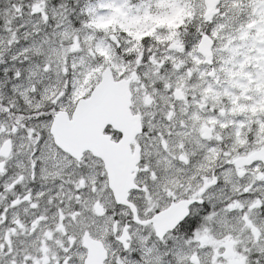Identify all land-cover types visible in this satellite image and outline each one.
<instances>
[{
	"label": "snow or ice",
	"instance_id": "1",
	"mask_svg": "<svg viewBox=\"0 0 264 264\" xmlns=\"http://www.w3.org/2000/svg\"><path fill=\"white\" fill-rule=\"evenodd\" d=\"M0 264H264V0H0Z\"/></svg>",
	"mask_w": 264,
	"mask_h": 264
}]
</instances>
